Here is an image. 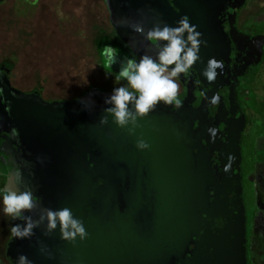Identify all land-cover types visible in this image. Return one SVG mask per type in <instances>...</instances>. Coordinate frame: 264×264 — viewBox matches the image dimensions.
<instances>
[{"label":"water","instance_id":"water-1","mask_svg":"<svg viewBox=\"0 0 264 264\" xmlns=\"http://www.w3.org/2000/svg\"><path fill=\"white\" fill-rule=\"evenodd\" d=\"M103 1L115 36L137 62L155 55L153 43L118 19L146 31L158 23L176 27L187 17L205 42L200 60L177 79L180 107L161 102L138 118L132 135L113 123L108 104L79 111L65 105L50 120L43 104L45 113L34 120L11 111L4 120L11 127L20 121L28 148L52 163L47 208H70L88 233L70 243L57 226L19 255L32 264H245L240 140L246 117L236 93L252 81L263 43L235 29L244 0ZM212 58L223 62L214 82L202 75ZM128 107L135 114L134 104ZM105 115L108 122L100 125ZM137 139L150 147L137 149Z\"/></svg>","mask_w":264,"mask_h":264},{"label":"rangeland","instance_id":"rangeland-1","mask_svg":"<svg viewBox=\"0 0 264 264\" xmlns=\"http://www.w3.org/2000/svg\"><path fill=\"white\" fill-rule=\"evenodd\" d=\"M28 1L29 4L24 0H5L0 5V62H13L11 81L15 87L28 90L39 84L48 94L62 88L71 93L90 84L117 86L103 70L119 73L125 59L117 56V63L109 67L105 57L102 55L104 62L99 63L94 52L95 40L111 30L101 0H37L35 6L30 5L35 0ZM253 2L247 1L249 13L255 10ZM248 88L257 98L264 99V65ZM247 114L250 124L243 136L249 137H243L241 167L245 178L252 173L248 158L254 154V139L258 137L253 127L261 120L255 114ZM248 180L254 183L253 176ZM256 189L255 201L264 209V188L257 183ZM243 190L250 224L255 216L253 194L246 183ZM255 227L258 228L249 237L250 264H264V219Z\"/></svg>","mask_w":264,"mask_h":264},{"label":"flooded vegetation","instance_id":"flooded-vegetation-1","mask_svg":"<svg viewBox=\"0 0 264 264\" xmlns=\"http://www.w3.org/2000/svg\"><path fill=\"white\" fill-rule=\"evenodd\" d=\"M5 0L0 1V5ZM25 2H29L28 0H24ZM35 3H31L30 5L35 6ZM247 1L244 0L242 4L239 5L238 10L235 13V29L236 31L245 37L258 39L263 43V47L261 50V56H259L260 60L256 65V73L252 79V81L243 84L238 87L236 98L240 105V108L243 110L244 115L246 117V124L244 127V131L249 125L248 114H252L259 117L260 122L258 121V125L255 127L254 134L257 135L255 143H254V154L248 158V162L252 173L245 178L241 172V186H242V199L244 202V194H243V185L246 183L250 185L251 192L253 194L254 199V208H255V216L251 223L247 222V213L245 212V239H246V263L250 264V233H254L258 227L256 225L260 224V221L264 219V209L260 208L258 203L255 201L257 189L256 184L259 183V186L264 188V99H259L256 97L255 93L248 88V84H251L258 74V69L262 65H264V0H254L255 10L253 13H249V6H247ZM103 3L107 16H108V24L109 23V14L106 8V5L103 0ZM248 13V14H247ZM111 28V26H110ZM113 30L111 28L110 33L106 35L107 37H112ZM103 36V37H106ZM100 37H98L95 41H97ZM95 43V42H94ZM109 45H111L109 43ZM112 46V45H111ZM95 57L97 61L100 63V57L98 52L94 46ZM125 58L129 57L124 55ZM121 58V57H120ZM124 58V59H125ZM137 62V61H136ZM138 63V62H137ZM14 70L13 62L8 60H2L0 62V264H17V258L25 245L31 244L34 239H41V233L45 232V227L39 226L34 229V235L30 239H16L11 235V227L16 223H23L19 220H13L11 217L4 213V205L2 203L4 189L6 188H19L20 190L27 189H35L34 195L40 200L41 205L47 208L49 201L52 200L51 192L54 190V183L49 178L52 170V163L48 155L45 154V158L38 157L33 154L30 148H28L26 138H23L28 134V132L24 131V133L20 130L21 122L18 121L17 125L9 124V121H5L4 119L8 118L11 113L17 112L19 117L24 119H36V117H42V114L45 113L43 111V105H46L50 108L44 114L46 118L49 120L52 117H56L58 109H62L65 105H71L76 107L75 110L79 111L81 107H97L99 104H106L105 100L110 96H106L105 93H112L115 87L125 86L129 91L133 92V94H137L134 89L127 84V81H116L114 76L109 75L107 70H103L106 75H108L111 80L117 86H95L88 85L82 89H74L71 93H68L66 90L60 89V91H51L48 94H45V90L39 84L31 87L28 90H22L17 88L12 83V74ZM167 74V73H166ZM177 83L180 86L178 97L183 92V85L177 80ZM136 95V96H137ZM111 107L110 103L108 104ZM133 103H129L128 106ZM57 108L54 109V107ZM247 108V110H245ZM74 110V108H72ZM59 116H63L62 114ZM25 126V123L24 125ZM13 128V129H12ZM19 128V130H18ZM17 129V130H16ZM22 134L24 136H22ZM243 137L241 136L240 140V148H241V167H242V141ZM250 148V149H251ZM247 150V149H246ZM249 150V147H248ZM47 153V151H46ZM44 160V161H43ZM15 172L20 175L21 182L19 184H12L10 181V175ZM49 176V177H48ZM253 176L254 183L249 182L248 178ZM101 184V182H98ZM58 191V188L56 189ZM45 203V206L43 205ZM244 205V203H243ZM25 215H31L33 219H37L40 215L39 212L28 213ZM48 239L45 238V241ZM52 241V240H51Z\"/></svg>","mask_w":264,"mask_h":264},{"label":"clouds","instance_id":"clouds-1","mask_svg":"<svg viewBox=\"0 0 264 264\" xmlns=\"http://www.w3.org/2000/svg\"><path fill=\"white\" fill-rule=\"evenodd\" d=\"M117 25L130 27L136 33L142 34L153 43L152 51L155 55L144 54L137 63L134 59L125 58L126 63L121 67L116 81L124 79L134 89L138 96H134L125 86L115 87L112 94L105 100L106 104L113 105L106 108L105 112L113 117V123L119 128H126L129 135L134 134L139 127L138 118H144L163 102L165 106L180 107L177 99L180 86L177 79L180 74L188 73L194 64L200 60L199 51L204 41L200 39L201 33L196 31L195 25H190L187 17L177 22L176 27L163 23L147 29L138 22L129 23L126 19L115 21ZM163 42V43H162ZM109 67L117 63L118 49L111 45H105L101 53ZM174 67H170L173 66ZM217 69L223 70V62L214 58L207 61L202 75L210 82H214L218 75ZM167 73V74H166ZM110 75V73H109ZM216 103L217 100H213ZM129 103L134 104L135 114L129 110ZM108 115L102 116L99 123L104 125L108 122ZM131 125V127H129ZM213 136L216 130H208ZM136 147L146 150L150 145L143 139H137ZM12 184L21 182L20 175L13 172L10 175ZM4 213L16 223L11 227V235L16 239H30L34 235V229L46 221L45 235L52 233L59 226L60 238L70 243H75L88 237L83 222L74 215L70 208L64 207L53 210L43 207L40 200L34 195L35 189L20 190L6 188L3 190ZM39 212L37 219L25 213ZM17 264H32L25 255L17 258Z\"/></svg>","mask_w":264,"mask_h":264},{"label":"trees","instance_id":"trees-1","mask_svg":"<svg viewBox=\"0 0 264 264\" xmlns=\"http://www.w3.org/2000/svg\"><path fill=\"white\" fill-rule=\"evenodd\" d=\"M1 1V0H0ZM109 43L115 47L116 49H118V52H119V57H123L125 58L124 55H127L129 57V59H134L132 57V54L129 52V50L125 47V45L115 36L114 33H112V37L109 38V37H101L99 38L97 41H95V49L96 51L98 52L99 54V57H100V63L101 62H104V59H103V56H102V51H103V48L105 45H109ZM135 60V59H134ZM136 61V60H135ZM107 72L108 74L110 73L111 76H114L115 79H116V76L118 75L117 72H114V71H111V70H107L105 71ZM120 81H124L123 79H121Z\"/></svg>","mask_w":264,"mask_h":264}]
</instances>
